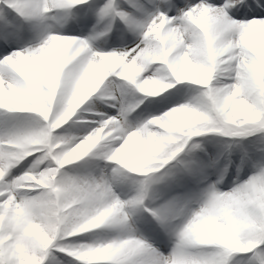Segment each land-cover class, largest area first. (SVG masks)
I'll return each instance as SVG.
<instances>
[{
  "label": "snow or ice",
  "instance_id": "snow-or-ice-1",
  "mask_svg": "<svg viewBox=\"0 0 264 264\" xmlns=\"http://www.w3.org/2000/svg\"><path fill=\"white\" fill-rule=\"evenodd\" d=\"M0 264H264V0H0Z\"/></svg>",
  "mask_w": 264,
  "mask_h": 264
}]
</instances>
